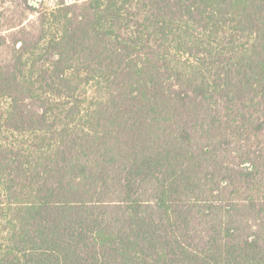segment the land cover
<instances>
[{
  "label": "trees",
  "instance_id": "1",
  "mask_svg": "<svg viewBox=\"0 0 264 264\" xmlns=\"http://www.w3.org/2000/svg\"><path fill=\"white\" fill-rule=\"evenodd\" d=\"M0 264H264V0H0Z\"/></svg>",
  "mask_w": 264,
  "mask_h": 264
},
{
  "label": "rangeland",
  "instance_id": "2",
  "mask_svg": "<svg viewBox=\"0 0 264 264\" xmlns=\"http://www.w3.org/2000/svg\"><path fill=\"white\" fill-rule=\"evenodd\" d=\"M44 1H45L46 5H47L48 7H52V6H54V4H55V2H56V0H44ZM68 1H72V0H68Z\"/></svg>",
  "mask_w": 264,
  "mask_h": 264
}]
</instances>
